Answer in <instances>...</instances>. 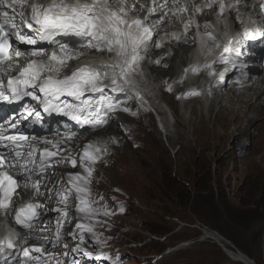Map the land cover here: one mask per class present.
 Returning a JSON list of instances; mask_svg holds the SVG:
<instances>
[{"label":"snow or ice","instance_id":"obj_1","mask_svg":"<svg viewBox=\"0 0 264 264\" xmlns=\"http://www.w3.org/2000/svg\"><path fill=\"white\" fill-rule=\"evenodd\" d=\"M138 2L139 0H136V3ZM114 3H120L121 6L118 9L113 8L111 5ZM136 3L127 7L126 0H90V2L88 0H51L46 5L38 3L37 0H31V2L0 0V104H17L27 97L35 101L44 113L55 112L67 116L70 120L80 125H88L93 130L109 124L111 119L109 113L119 110L133 116L137 115L130 108L122 106L127 104L126 100L119 101L112 94L123 93L128 95L129 99L134 94L140 107L148 111L149 109L144 108L147 101L144 100L133 78L137 74H143L142 62L153 45L160 48L162 44L153 42V31L146 22L156 11V7L165 9L164 17L171 13L172 16L179 18L181 14L188 12L189 3L181 4V0H164L163 4L157 5V0H152L156 7L149 8L148 14L143 19L137 17L129 20L127 16L129 12L136 10ZM241 3L242 0H227V3L225 0H205L202 5L192 6L194 13H200L204 8L219 5L216 20L217 24L224 25L222 33L224 40L221 41L212 24L205 23L202 26L203 34L199 32L201 25L197 24L201 54L205 57L213 56V59H205L202 64L197 62L190 65L184 69L185 75L189 71L199 74L207 70L209 76H214L216 75L214 65L217 63L231 62L234 68L239 67L238 61L244 55L241 50L244 41L264 38V20H251L253 27L246 26L242 33L231 34L232 25L224 13L236 10ZM25 6L30 8V13L26 14L23 10L16 11L17 7L23 9ZM143 7L144 5L141 4L140 8L143 9ZM259 8L264 11V2L259 4ZM237 19L243 23L241 17L237 16ZM163 23L162 17L157 22V27ZM193 23L192 20L184 23L185 35ZM23 28L34 32L35 36L24 32ZM209 28H212V31H209ZM13 37L18 44H13ZM57 37H76L81 42V47L114 54L115 59L99 66L81 65L70 75L60 78L59 73L68 66V61L78 59L82 53L72 52L69 44L56 39ZM173 38L179 39L176 34H173ZM38 42H46L53 46L54 50L48 53L43 48L29 49L28 55L33 59L28 60L15 75H12L19 61L25 56V52L20 50L18 45L35 46ZM184 42L188 43V40L185 39ZM193 42H196L195 38ZM13 48H16L15 56L10 54ZM214 49L219 50L218 55H214ZM259 55L261 59H264V52ZM45 56L47 59H44ZM160 62V59L154 61L157 65ZM149 63L153 61L149 60ZM5 77H7L6 80ZM183 79L184 76L180 78V82H183ZM166 90L172 91V85L168 84ZM201 94L196 89H190L182 96L188 98ZM62 97H72L73 102L63 100ZM180 98L181 96H177V99ZM29 118L39 120L41 111L25 103L15 115L0 123V148L6 149V151H0V216L8 218L12 216L14 210V224L27 232V235L23 237L24 242L33 238L39 241L38 246L23 250V258L20 259L19 264H52L54 255L45 251L44 246L50 242L48 237L32 235L37 231L34 221L40 216L39 209L44 205L29 200L13 209L16 198L23 199V193L28 191L43 196L41 186L44 184L49 168L66 164L75 168L77 163L83 169V174L69 173L68 187L55 190L58 197L57 203L64 207L54 209L60 214V218L57 221L55 239L51 243L53 247H56L62 238L61 229L64 218L68 216L69 198L75 193L76 210L88 223L78 222L71 233L73 238L79 233L80 240V244L73 251L107 264H122L119 256L114 258L107 252H100L93 257L91 252L81 246L85 242L84 233L91 234L95 244L104 246V241L94 230L96 224L100 223L95 220V217L101 214L107 216L110 213L106 210L107 205L103 208L96 207L99 201L92 198L90 184L96 163L107 153L108 144L117 143V139L112 136L107 139H94L84 146L77 161L74 156L61 155L63 152L70 151L66 146L74 140L75 132L56 141L28 136L18 130V125L21 121H28ZM13 130H16L15 134H11ZM39 144L51 145L53 150L48 147L41 149L38 147ZM37 154H39L38 159ZM48 191L51 193L54 189ZM100 199L102 200L103 197ZM40 231H47V229H40ZM19 238L20 231H16L0 239V257L15 250ZM32 253L37 255L33 256ZM3 264H12V262L5 260ZM55 264H63V262L55 260ZM72 264H78V262L73 261Z\"/></svg>","mask_w":264,"mask_h":264},{"label":"rangeland","instance_id":"obj_2","mask_svg":"<svg viewBox=\"0 0 264 264\" xmlns=\"http://www.w3.org/2000/svg\"><path fill=\"white\" fill-rule=\"evenodd\" d=\"M249 53L248 50L245 51L243 61L251 57ZM187 55L192 57L191 53ZM184 56L186 54H178V60L175 58L166 68L159 69L161 77L163 74L164 77L156 82L165 99V105L176 117L175 124L166 126L170 127L171 131L167 128L166 132V127H160L155 115L149 110V113H152L154 128L149 127L146 122L135 123V116L118 110L114 112L116 116L113 117L111 127L98 134H85L100 135L101 138L107 139V135L111 136L112 132H115L118 122L122 125L121 134L113 135L118 142L109 143L108 151L103 155L104 157L113 152L109 155L110 161L104 162L108 176L105 175L104 169L98 171L93 175L90 184L92 198L99 201L97 206L103 208L107 205L106 210L110 213L107 216L102 215V221L95 226V232L104 241V246L95 244L89 233L85 235L82 246L93 249V252H107L114 258L119 256L122 264H244L230 259L227 255L230 252L224 253V250H230L233 246V250L237 249L238 253H243L254 264H264V158L260 159L261 156L264 157V147L261 146L256 154L245 162L243 157L247 154L244 153L249 147H244L242 153L227 154L231 149L232 138L238 139L240 135L238 131H233V135L229 133L231 129L227 128L225 122L227 123L230 117L222 118L223 125L211 124L208 120L219 111L216 102L209 109L206 108L215 96L216 83L207 87L202 95L210 97L206 105L197 100V96L183 98L182 94L186 89H192L185 85V74L183 82L178 78L174 82L175 85L171 83L172 91L166 90L170 84L165 80L169 79L167 75L174 70L175 64L179 63V57L184 59ZM237 74V67L228 74L231 83L235 81ZM177 96L182 97L184 114H180L178 110ZM260 103H263V97L260 98ZM126 105L130 108L128 103ZM181 119L186 122L184 125L179 123ZM154 130L157 132H153ZM170 139L178 141L172 148ZM249 143L252 147L253 139ZM76 144L79 149L87 142L77 141ZM180 145L182 148L177 152ZM98 162H102V159ZM59 174L62 181L59 177L55 178L56 173L50 177L57 186L63 184V179H67L63 171H59ZM171 174L173 177L177 175L183 181L190 178L186 183L187 186L192 185L190 191H180L183 190L187 198L191 195V202L196 198V191L203 188L205 192L200 197L210 202L208 209L215 215L216 221L211 220L207 224L200 220L201 209H196L200 208V197L195 199L194 207L191 202L188 206H180L161 198L157 187L159 184V190L172 197L173 183L171 186L166 183L167 179L170 181ZM150 193L156 197L152 198ZM47 196L53 199L51 193ZM51 198L46 199L50 203L48 210L51 204H55V200ZM76 203L72 195L68 204L71 214L65 226L66 218L63 220L61 241L56 247H45V251L53 252L54 256L61 253L64 264L68 261V256L78 264H107L72 252L75 246L80 244L79 236L69 237V231L74 230L72 227L78 221L74 208ZM59 218L60 215L54 216V220L51 219L52 226L51 230L49 229L50 235L48 234L51 241L55 239ZM83 222L88 223L87 220ZM204 227L218 233L224 238V243L201 239L204 237ZM189 240L192 242L189 247L184 248L183 245L179 248L180 244ZM53 262L52 264H55Z\"/></svg>","mask_w":264,"mask_h":264},{"label":"bare ground","instance_id":"obj_3","mask_svg":"<svg viewBox=\"0 0 264 264\" xmlns=\"http://www.w3.org/2000/svg\"><path fill=\"white\" fill-rule=\"evenodd\" d=\"M150 1L152 2V0H147V4H149ZM202 1H205V0H196V2H202ZM88 2H90V0H88ZM126 2H127V0H126ZM184 3H186V0H181V4H184ZM114 5H117V4H114ZM128 7H130V6L128 5ZM152 7H156V6L155 5H152ZM113 8H116V6H113ZM169 8H171V3H169ZM214 12H217V9H214ZM242 14L245 17V15H244L243 12H242ZM203 16H204V14H203ZM253 16L255 18H257L256 15H253ZM170 18L171 17L169 15L167 17H165L164 18L163 25L167 21L169 22V25H172L170 23ZM151 19L152 18H149L148 21H150ZM159 19L161 20V18H159ZM179 19H180L181 22H183V24L186 23V22H188L189 20L194 21L193 25L196 23V20L193 17H191V14H190V16L187 15V12L184 13V14H181L179 16ZM251 20H254V18H251ZM163 25H160L161 29H163V34H162L161 37L164 40L165 39H168V38L175 39V38H173V32H174L173 29H175V28H173V26H172V28H170V29L167 28L166 29V28L163 27ZM247 27H250L251 28L253 26L247 24ZM167 34H169L172 37H167L166 36ZM198 42H199V40H198ZM163 45H165V44H163ZM260 45H261V40H258L257 43L255 44V48L259 47ZM167 47H170V48H167ZM167 47H166V49H165V51L163 53L165 55L163 57V59L165 61L167 58H169L168 61L166 63H164L163 66L161 65L162 67L160 66V64H162V62H164V61H161L160 64L157 66V68H151L153 70L156 69V71H153V73H151L152 79L154 81H156V82H157V80H161V78L164 77V74L161 77V71H160L161 69L160 68L163 69V67H165V65L170 64L175 58L177 59L178 54L179 55L180 54L181 55L186 54L187 51H189V49L192 48V47H190L188 49V46H187V44L185 42H180L179 45H177V44H174V45L173 44H170ZM247 47L251 48L250 40L244 41V45H243V47H242L241 50L244 52L245 48H247ZM87 51L90 53L91 52V49H87ZM198 51H200V49ZM252 52H253V54L252 53L249 54V56H252V57L251 58L248 57L247 60H244L243 62H241L240 66L237 67V73L238 74L236 76L235 81H233L232 83H231L230 77L228 78V74L230 72H232L233 69H234L232 63L231 62L222 63L219 66L220 73H219V75L216 78V84L214 83L216 86L213 85L215 87V90H214L215 91V96H214L213 99H211V101H210L209 104L207 103L208 106H206V108L209 109L210 106L214 102H216L219 105V111L217 110L218 112L215 115L210 116L208 118V120L210 121L211 124L223 125L224 124V120L222 118H224V117H230V120L227 123L225 122V125H227V128L231 129L230 132H229V133H231V135H233V131H236V132L238 131L240 137L238 139H235L234 137L232 138L231 149H229V151H227V154L234 155L235 152L237 154L238 153H242L244 147H249V148H247L246 153H244V154H247V155L246 156L243 155L244 156L243 157L244 162L246 160H248V158L250 156L253 157L256 154L257 150L261 146H262V148L264 147V66H263V64H261V61L259 60V58H260L259 57V54L255 55L254 54V50ZM170 53H172L171 56H170ZM241 58H240V60H241ZM207 59L211 60V59H213V57H211V58H208L207 57ZM240 60L238 61V64H239ZM178 62L179 63L177 65L175 64L174 70H172L170 73L167 72V73H169L167 76H168V78L170 80L169 79H165V80L169 81L170 84L172 83L173 85H175L174 82L177 81L178 78H181V76H184V74H185L184 73V66H185L186 61L183 58H180L179 57V61ZM22 66H24V63H22L21 61H19V65L15 68L14 71H16L18 69V67H22ZM158 74H160V75L157 77ZM210 79H211V76L206 75V78H205V80H207L206 86H208ZM188 90H190V89H186V92ZM181 92L183 93V90ZM182 93H180V94H182ZM192 97L193 96H191V98ZM261 97H263V103L262 104L260 103V98ZM129 104H131L130 110L132 112H136L137 113V115H135V117L133 118V122H135V123L136 122H141V123L146 122L149 127L154 128L153 117L151 115L152 113L150 114L149 111L148 112L147 111H144V109L141 108L140 105L138 103H136V101H134V99H129ZM184 106L185 105H183L182 108H185ZM169 112H171V114H174V112H172L171 110H167V112L166 111L164 112V118H168L167 113H169ZM109 115H110L111 119L109 121V124L106 125L105 129L100 130V131H97V132H93L92 134H98V133L106 130L111 125V123L113 122V117L116 116V115L114 113H109ZM160 117L162 119L161 121L164 122L163 121L164 120L163 117L161 115H160ZM125 121H127V120H125ZM179 123L182 124V125H184L186 122H184L181 119L179 121ZM166 128H168V127H166ZM155 131L156 130H154L153 132H155ZM120 132H122V125L119 124V122H118V124H116L115 132H112V135L111 136L113 137V135H119V134H121ZM220 132H222V131H220ZM32 134L33 135H30V136H37L38 139H47V140H50V138H52L54 140H60V139L63 138L62 135H54L52 137H46V136L41 135L40 133H37L35 131H33ZM85 134H91V133L90 132H81V133L77 134L78 140H82L84 142L89 143V142L93 141L94 139L101 138L100 135H93V136H91L92 135L91 134L90 136H86ZM222 134H224V133L222 132ZM107 136L110 137L109 135H107ZM181 136H182V134H181ZM225 137H227V136H225ZM230 137H232V136H230ZM252 139H253V146L251 147L249 142ZM121 146H122V144H121ZM38 147L41 148V149H43L44 147H48L50 150H53L52 147H51V145L39 144ZM62 147H65V145H62ZM66 147L70 151L63 152V153H61V155L67 156V155H70V153H73V154L77 153V149H76V147H74V145H67ZM122 148H125V147H122ZM130 153H131V151H130ZM110 154H113V152L112 151L109 152V154L107 156H104L102 158V162H97L96 165H95V169H98L99 172H101L104 169V172H105V175L106 176H108V175H107V173L105 171V168H104V166H105V163L104 162H105V160L106 161L107 160L110 161V158H109V155ZM74 157L77 159V161H79L80 154H76V156H74ZM38 158H39V154H37V159ZM263 158L264 157H262V156L260 157V159H263ZM111 160H112V157H111ZM55 166L56 165H54L53 167H51V168L48 169V171H47V173L45 175V178H44L45 179L44 180V184L41 187V189L43 190L44 195L43 196H40L42 199H45V197L49 194L48 193V190L49 189H54V191L51 192L52 197H53V199L52 198L51 199L53 201L55 200L54 201L55 204L53 206H51V208H50L51 211H49V212H47L46 210L43 211V213H42V215H43L42 216V220L39 221L38 224H37V235L36 236H46L47 231L50 229V225H49L50 222H51L50 216L52 214H54L53 208L54 207H63L64 206L62 204H59L58 205V203H57L58 197L55 194V190L62 188V185L66 186L67 179H65V180L63 179V184H60L59 186L55 185L56 182L53 181V180H49V182L46 183V178L51 174V171H52V169ZM59 166H65L66 167V171L69 172V173H81V174L83 173V169L79 166V163H77V168L76 169H71V165L70 164L59 165ZM59 175H60L59 173H56V177L55 178L59 177L60 180L62 181V179H61L62 177L59 176ZM66 178H68V176H66ZM66 187H68V184H67ZM46 199H49V196H47ZM75 206H76V204H75ZM56 214H59V213L57 212ZM69 214H71V212L68 210V216H67V220L65 221L64 226L67 224V222L69 220ZM95 220H98L99 222H101L102 221V214L101 215H97L95 217ZM78 222H82V221H80V220L76 221V223L74 224V226L72 227V229H75L76 224ZM107 227H108V225H107ZM40 229H47V231L41 232ZM69 232H70L69 237L70 236L72 237L71 233L73 231H69ZM217 234L218 233L213 232V231L209 230L208 228H205L204 227V229H203V236L204 237H201V239H209L210 241H213L214 243H224V240H222L224 238H221V236L218 237ZM78 235H79V233H77V236ZM191 243L192 242L189 241L187 244L188 245L189 244L191 245ZM37 244H39V243H36L34 245H37ZM228 244H230V243H228ZM51 245H53V244L51 242H49L48 245H45V246H51ZM76 247H77V245L75 246V248ZM82 247L86 251L91 252L93 254V257L95 255L99 254V251H94L93 252L92 251L93 249H89L86 246H82ZM232 248H234V247L232 246ZM232 248H230V250H224V253H226V254H227V251L230 252V253L227 254L230 259H233L234 261L241 262V263H244V264H254L243 253H241V252L237 253ZM72 252L74 254H83V253H80V252H74V251H72ZM50 253L53 254V252H50ZM57 253H59V252L57 251ZM61 257H62L61 256V253H59L56 256H54V262L53 263H55V260H59L60 261ZM90 259H94V258H90ZM67 260H66L67 261L66 264H72L73 260H72V258L70 256L67 257ZM3 262H0V264H3ZM61 262H63V264L65 263L63 261V259H61Z\"/></svg>","mask_w":264,"mask_h":264},{"label":"clouds","instance_id":"obj_4","mask_svg":"<svg viewBox=\"0 0 264 264\" xmlns=\"http://www.w3.org/2000/svg\"><path fill=\"white\" fill-rule=\"evenodd\" d=\"M187 44V43H186ZM188 46V45H187ZM190 47L188 46V49H189ZM155 49H157L156 47L154 48V50ZM191 50V49H190ZM189 50V51H190ZM102 56L104 57V58H106V57H109L110 56V54L109 53H103L102 54ZM90 57V59H91V61H92V64L91 65H97V62H96V59L95 58H93V57H91V56H89ZM69 63V62H68ZM162 64H160V66H161ZM151 68H153V65H150L148 68H146L145 70H143V74L142 75H140V76H138L137 78H135L134 79V82L136 83V86H137V88H138V90L140 91V93H141V95L144 97V100L145 101H147V103L144 105V108H147V109H149V111H151L154 115H155V117H156V120L159 122V124H160V127H162V128H165L167 125L168 126H170V125H172V124H175V122H176V117H175V115L174 114H172V115H169L168 116V118H164V112L166 111L167 112V110H170L166 105H165V103H164V101H165V99H164V97H163V95L160 93V91H159V89H158V87H157V85H156V81H154L153 79H152V77H150V75H151V72L152 71H156V69H151ZM155 68H157V67H155ZM161 69V68H160ZM218 74H219V72L218 73H216V75H215V80L214 81H216V78H217V76H218ZM212 78V77H211ZM146 79H148L149 81H150V83L155 87V89H156V91L158 92V99L160 100V104H156L154 101H152L149 97H148V95H147V92H148V90L151 88L149 85H148V83H147V80ZM216 83V82H215ZM205 93V90H203V92H202V94L200 95V97H197V100H199L201 103H208V101H209V98L210 97H202V95ZM87 95V94H86ZM206 98V99H205ZM130 99H134V101H136V103H138V101L136 100V98H135V96H134V94L132 95V98H130ZM127 101V103L129 104V97H128V95H126V98H122V99H120L119 101ZM139 104V103H138ZM183 101H182V97L179 99V102H178V108L181 106V108H182V106H183ZM140 105V104H139ZM161 105H164V107H165V109H163V107H161ZM122 106H126L127 107V105H122ZM129 106L131 107V104H129ZM179 112H180V114H184V111L182 110V109H180L179 110ZM115 114V113H114ZM56 115L57 116H59V122H55V121H57L55 118L52 120H49V121H47L46 123H44L43 125H42V128H43V135L44 136H46V137H52V136H54V135H62L63 137H65L66 135H68V134H70V133H72V132H75L76 133V136H75V138H74V140L71 142V144H69V145H74L75 147H77V153H75V154H73V153H70V155L71 156H76V154H81L82 153V150H83V148H84V146L86 145V144H84L81 148H79L78 149V146L79 145H77L76 143H77V141H81L82 142V140H78V138H77V134H79V133H81V132H90L91 134L93 133V132H97V131H100L99 129H96V130H93V129H91L90 128V126H88V125H80V124H78V123H76L75 121H73V120H71V121H69V122H67V123H65L64 121H63V119H62V115H59V114H57L56 113ZM116 115V114H115ZM160 115L163 117V121L164 122H162L161 120V117H160ZM57 123V124H56ZM104 128V127H103ZM105 129V128H104ZM166 132H167V128H166ZM50 140L51 141H56V140H54V139H52V138H50ZM84 142V141H83ZM169 142H170V145H171V148L173 147V145L174 144H176L178 141L177 140H175V141H173L172 139H170L169 140ZM88 144V143H87ZM181 148H182V146L180 145L179 146V148H178V150H177V152H179L180 150H181ZM176 152V153H177ZM77 167H75V168H73V167H71V169H76ZM55 171V172H52V171ZM52 171H51V174L46 178V183L49 181V180H51L50 179V177L53 175V174H55V173H59V171H63V174L64 175H66V176H68V174H69V172H67L66 171V167L65 166H59V165H56L53 169H52ZM99 170L98 169H95V171H94V173H93V175H95L96 174V172H98ZM83 174V173H82ZM52 178V177H51ZM45 180V179H44ZM42 187V186H41ZM62 187H65L64 185H62ZM90 187H91V185H90ZM36 196H38V195H36ZM73 196L75 197V193H73ZM39 202L41 203V204H43L44 205V207L40 210V219H39V221H41L42 220V213H43V211L44 210H46L47 212H49V211H51V210H48L49 209V202L48 201H46L45 199H42L40 196H39ZM51 206H53L52 204H51ZM97 206V205H96ZM98 207V206H97ZM51 208V207H50ZM56 208H62V207H54L53 208V212L55 213V214H52L51 216H50V220L52 219V220H54V216H57L58 214H56L57 212L56 211H54V209H56ZM75 208V212H76V215L78 216V220H80V221H82L83 222V217H82V214H80V213H78L77 212V210H76V207H74ZM52 220H51V222H52ZM66 220H67V217H66ZM65 220V221H66ZM51 222H50V226H51ZM191 229H193L192 227H190ZM87 233H84V235H86ZM79 236V235H78ZM189 241H191V240H189ZM188 241V242H189ZM188 242H185V243H182V244H180L179 245V248L181 247V246H188ZM75 245V244H74ZM73 246V245H72ZM185 248V247H184ZM71 249V248H70ZM98 251V250H97ZM100 251H102V250H100ZM86 258V257H85Z\"/></svg>","mask_w":264,"mask_h":264},{"label":"trees","instance_id":"obj_5","mask_svg":"<svg viewBox=\"0 0 264 264\" xmlns=\"http://www.w3.org/2000/svg\"><path fill=\"white\" fill-rule=\"evenodd\" d=\"M189 181H190V178H185L184 181H183V179L177 177V175H175L173 177L172 174H171L170 181L167 179L166 183L168 182L170 184V186L173 183L172 197H170L167 192L159 190V189H161V186H160L159 183H158L159 185H157V187L159 188L158 189V193H159V195L161 196V198L163 200L172 201L174 204L176 203L177 205H180V206H184V205L188 206V205H190V202H191V197H190L191 195L187 198L184 195V193L187 192V191H190V187L192 185L190 184L189 186H187V184H186ZM181 189H183L185 192H183V190L180 191ZM204 192L205 191L203 190L202 187L200 189H198L196 191V193H195L196 198L200 197V195L202 193H204ZM150 196L152 198L156 197V196H154L153 193H150ZM195 199H194L193 202H191L192 207H194L196 205ZM200 199H201L200 204H199L200 208H196V209H198V211L201 209V211L199 212L200 220L204 221L205 223L207 222V224H209V222H211V220H215L216 221L215 215L213 213H210V211L208 209V206H209L210 202L208 203V200L206 198H204V197H200ZM178 202H179V204H178ZM155 233H157V232L155 231Z\"/></svg>","mask_w":264,"mask_h":264},{"label":"built area","instance_id":"obj_6","mask_svg":"<svg viewBox=\"0 0 264 264\" xmlns=\"http://www.w3.org/2000/svg\"><path fill=\"white\" fill-rule=\"evenodd\" d=\"M217 236L219 237L220 235L219 234H217ZM222 238V237H221ZM222 240H224V239H222ZM225 241V240H224ZM222 244V243H221ZM221 246V245H220ZM234 251L235 252H237L238 253V250L237 249H234ZM233 253V252H232Z\"/></svg>","mask_w":264,"mask_h":264}]
</instances>
